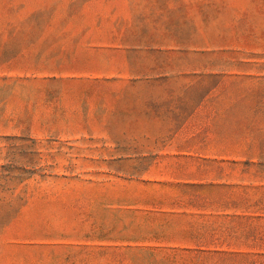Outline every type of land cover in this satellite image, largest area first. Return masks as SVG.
I'll list each match as a JSON object with an SVG mask.
<instances>
[{
  "label": "rangeland",
  "instance_id": "rangeland-1",
  "mask_svg": "<svg viewBox=\"0 0 264 264\" xmlns=\"http://www.w3.org/2000/svg\"><path fill=\"white\" fill-rule=\"evenodd\" d=\"M0 264H264V0H0Z\"/></svg>",
  "mask_w": 264,
  "mask_h": 264
}]
</instances>
